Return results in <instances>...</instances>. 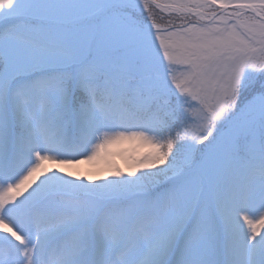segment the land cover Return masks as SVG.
<instances>
[{
  "label": "snow or ice",
  "instance_id": "snow-or-ice-1",
  "mask_svg": "<svg viewBox=\"0 0 264 264\" xmlns=\"http://www.w3.org/2000/svg\"><path fill=\"white\" fill-rule=\"evenodd\" d=\"M0 264H264V0H0Z\"/></svg>",
  "mask_w": 264,
  "mask_h": 264
},
{
  "label": "rangeland",
  "instance_id": "rangeland-1",
  "mask_svg": "<svg viewBox=\"0 0 264 264\" xmlns=\"http://www.w3.org/2000/svg\"><path fill=\"white\" fill-rule=\"evenodd\" d=\"M125 147L126 146H119L115 149V151L117 153H119V152L123 151ZM113 160L117 166H119L122 169L125 168V161H124V159L121 158L120 155H118V154L115 155L113 157ZM71 170L80 171L82 173H84V172H92V173L99 172L100 174H104L105 166L103 164H89V163H85L82 161L81 163H79V164L75 165L73 168H71Z\"/></svg>",
  "mask_w": 264,
  "mask_h": 264
}]
</instances>
